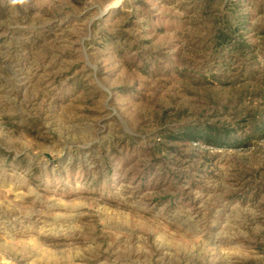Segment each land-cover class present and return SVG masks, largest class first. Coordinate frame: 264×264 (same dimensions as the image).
<instances>
[{
	"label": "rangeland",
	"instance_id": "374dc122",
	"mask_svg": "<svg viewBox=\"0 0 264 264\" xmlns=\"http://www.w3.org/2000/svg\"><path fill=\"white\" fill-rule=\"evenodd\" d=\"M201 1L0 0V264H264V0Z\"/></svg>",
	"mask_w": 264,
	"mask_h": 264
},
{
	"label": "trees",
	"instance_id": "16d2710c",
	"mask_svg": "<svg viewBox=\"0 0 264 264\" xmlns=\"http://www.w3.org/2000/svg\"><path fill=\"white\" fill-rule=\"evenodd\" d=\"M213 1L214 0H204L203 2L201 1L200 3H198V6H200L199 10L211 9L215 5ZM233 21L234 17L230 16H225L223 18H218L215 20L216 28L220 23H222V25L219 26L220 28H217L214 32H212L210 45L215 50V52H218L219 49L229 48L231 51L237 52L240 55L248 54V44L243 40H237L233 37L236 32ZM239 23H244V21L240 20ZM262 126L263 129L259 131L263 133L264 124ZM177 135L182 136L181 138L187 141H203L213 147L221 146L222 144H226L231 140L230 134H228L223 128L206 125H191L184 127L179 131ZM177 135H172V138H176Z\"/></svg>",
	"mask_w": 264,
	"mask_h": 264
},
{
	"label": "water",
	"instance_id": "95a60500",
	"mask_svg": "<svg viewBox=\"0 0 264 264\" xmlns=\"http://www.w3.org/2000/svg\"><path fill=\"white\" fill-rule=\"evenodd\" d=\"M109 8L102 12V15H105L108 12Z\"/></svg>",
	"mask_w": 264,
	"mask_h": 264
}]
</instances>
